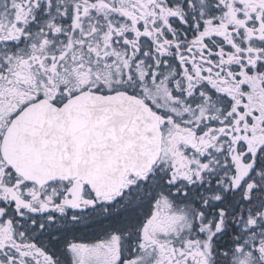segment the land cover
<instances>
[{
	"label": "snow or ice",
	"instance_id": "obj_1",
	"mask_svg": "<svg viewBox=\"0 0 264 264\" xmlns=\"http://www.w3.org/2000/svg\"><path fill=\"white\" fill-rule=\"evenodd\" d=\"M0 264H264V0H0Z\"/></svg>",
	"mask_w": 264,
	"mask_h": 264
}]
</instances>
